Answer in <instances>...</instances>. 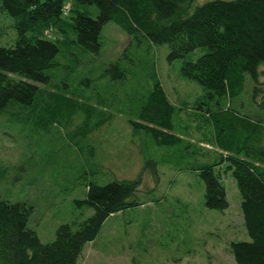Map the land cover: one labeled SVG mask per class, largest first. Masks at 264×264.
<instances>
[{
    "label": "rangeland",
    "instance_id": "rangeland-1",
    "mask_svg": "<svg viewBox=\"0 0 264 264\" xmlns=\"http://www.w3.org/2000/svg\"><path fill=\"white\" fill-rule=\"evenodd\" d=\"M73 8L96 15L90 4L75 3ZM13 24L0 9V46H13ZM49 36L56 39L58 51L54 66L45 70L48 81L37 83L30 104L11 100L0 111V199L31 206L27 227L41 243H49L59 225L92 214L73 205L84 195L86 183L138 177L137 205L105 219L95 238L83 245L76 264H235L229 243L248 241L235 182L229 173L221 176L228 206L209 210L194 170L219 159L229 151L228 144L214 141L210 121L193 110L202 103L204 109L222 112L229 103V112L264 123V65L257 67V83L246 76L235 98H211L179 74L182 60H194L205 51L202 47L168 62L165 44L131 38L113 21L102 25L96 54L77 44L67 26L63 31L53 27ZM111 64L121 78L105 73ZM154 79L174 106L173 130L180 141L171 146L157 145L128 122L137 118ZM78 101L109 118L87 137L90 122L75 134L82 116V111L76 113ZM218 128L222 137L224 130ZM148 160L154 162L155 173Z\"/></svg>",
    "mask_w": 264,
    "mask_h": 264
},
{
    "label": "trees",
    "instance_id": "trees-1",
    "mask_svg": "<svg viewBox=\"0 0 264 264\" xmlns=\"http://www.w3.org/2000/svg\"><path fill=\"white\" fill-rule=\"evenodd\" d=\"M194 2L0 0V9L13 18L17 33L13 46H0V111L11 100L30 104L37 83L48 81L45 70L54 66L58 51L56 39L49 36L53 27L59 31L63 26L71 28L75 42L96 54L99 32L108 21L131 38L140 36L151 44H165L168 62L184 59L195 48H204L194 60H182L180 76L196 82L208 97L235 98L242 92L246 76L257 83V67L264 65V0H206L193 5ZM75 3L93 5L96 15L90 17L76 10ZM70 12L73 15L69 16ZM105 73L112 79L123 75L116 64L109 65ZM88 106L79 101L75 104L76 113L82 111L75 134L86 122L91 123L85 137L109 119L101 118ZM222 110L204 109L202 103L193 110L210 121L214 141L227 143L229 148L216 161L194 169L202 183L203 205L209 210L227 208L221 176L229 173L239 195L248 236V241L229 243V252L235 264H264V123L247 121L229 112V103ZM173 112L163 86L154 79L137 118L128 122L133 129L148 133L157 145L171 146L180 141L173 130ZM218 126L224 130L222 137ZM147 163L155 173L154 162ZM138 179H114L102 185L86 183L84 195L73 205L78 210L89 208L92 214L80 222L59 225L49 243H41L27 227L31 206L0 199V264H76L83 245L95 238L105 219L137 205L134 193Z\"/></svg>",
    "mask_w": 264,
    "mask_h": 264
}]
</instances>
